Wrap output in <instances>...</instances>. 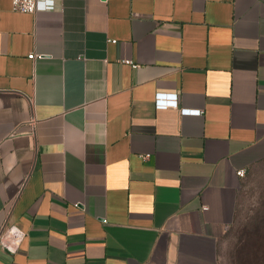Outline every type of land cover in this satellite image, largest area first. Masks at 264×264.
Masks as SVG:
<instances>
[{"label": "crops", "instance_id": "crops-1", "mask_svg": "<svg viewBox=\"0 0 264 264\" xmlns=\"http://www.w3.org/2000/svg\"><path fill=\"white\" fill-rule=\"evenodd\" d=\"M37 2L0 0V264H227L236 170L264 160V0Z\"/></svg>", "mask_w": 264, "mask_h": 264}, {"label": "rangeland", "instance_id": "rangeland-1", "mask_svg": "<svg viewBox=\"0 0 264 264\" xmlns=\"http://www.w3.org/2000/svg\"><path fill=\"white\" fill-rule=\"evenodd\" d=\"M226 238L227 264H264V160L251 166L241 181L237 216Z\"/></svg>", "mask_w": 264, "mask_h": 264}, {"label": "built area", "instance_id": "built-area-1", "mask_svg": "<svg viewBox=\"0 0 264 264\" xmlns=\"http://www.w3.org/2000/svg\"><path fill=\"white\" fill-rule=\"evenodd\" d=\"M102 2H106L107 0H100ZM37 0H11V9L16 12H26V13H34L37 10ZM115 42L114 40H111ZM30 59H33L36 56L31 53L27 56ZM122 62L127 64H133L130 60H122ZM135 66V65H133ZM154 106L156 109H166V108H176L179 110L181 115H200L201 110L199 109H191V108H181L178 104V98L176 93L171 92H162L157 91L154 94ZM236 174L239 177L245 176V170L239 169L236 170ZM19 236L15 235V239L18 240ZM6 236H0V244L5 247L7 250L13 251L15 247H12L10 244L8 245L6 242Z\"/></svg>", "mask_w": 264, "mask_h": 264}, {"label": "trees", "instance_id": "trees-1", "mask_svg": "<svg viewBox=\"0 0 264 264\" xmlns=\"http://www.w3.org/2000/svg\"><path fill=\"white\" fill-rule=\"evenodd\" d=\"M256 231V230H255Z\"/></svg>", "mask_w": 264, "mask_h": 264}]
</instances>
